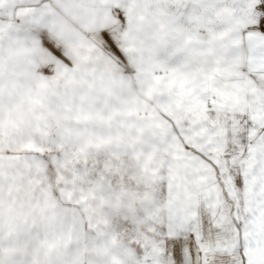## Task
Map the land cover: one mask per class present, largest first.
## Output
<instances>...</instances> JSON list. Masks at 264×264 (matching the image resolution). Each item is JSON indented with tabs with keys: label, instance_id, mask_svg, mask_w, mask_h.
<instances>
[{
	"label": "snow or ice",
	"instance_id": "1",
	"mask_svg": "<svg viewBox=\"0 0 264 264\" xmlns=\"http://www.w3.org/2000/svg\"><path fill=\"white\" fill-rule=\"evenodd\" d=\"M0 264H264V0H0Z\"/></svg>",
	"mask_w": 264,
	"mask_h": 264
}]
</instances>
